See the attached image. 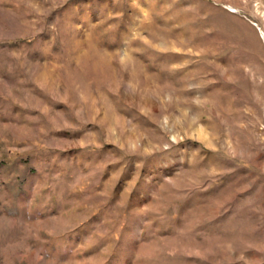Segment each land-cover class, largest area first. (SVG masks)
Returning a JSON list of instances; mask_svg holds the SVG:
<instances>
[{
	"label": "rangeland",
	"instance_id": "rangeland-1",
	"mask_svg": "<svg viewBox=\"0 0 264 264\" xmlns=\"http://www.w3.org/2000/svg\"><path fill=\"white\" fill-rule=\"evenodd\" d=\"M0 264H264V0H0Z\"/></svg>",
	"mask_w": 264,
	"mask_h": 264
}]
</instances>
